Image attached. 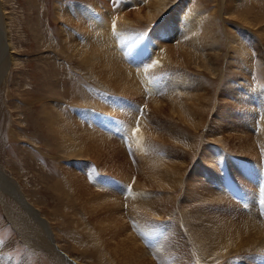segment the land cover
I'll list each match as a JSON object with an SVG mask.
<instances>
[{
    "label": "rangeland",
    "instance_id": "rangeland-1",
    "mask_svg": "<svg viewBox=\"0 0 264 264\" xmlns=\"http://www.w3.org/2000/svg\"><path fill=\"white\" fill-rule=\"evenodd\" d=\"M178 1L186 4H189L187 3L188 1L192 2L191 6L195 12L202 13V10H205L200 8L202 6L207 7V14L212 12L213 6L210 0H201L202 6L199 5L201 4L200 0H173L168 4L166 10L163 9L162 13L160 12L153 21H149L150 9L155 6L152 5L153 0H0V19L4 21L6 17V21H8V35L15 46L14 55L17 59V64H11L3 60V57H0V72H4L9 68L0 87V94L4 98L8 110L6 119L2 123V126H4L2 128L3 131H1L2 135H0L3 138L4 150L6 151L5 157L7 161L5 162L8 164L6 166H12L14 170L20 171V174L23 172L22 177H19L20 183H23L26 190L29 191L30 197L44 205V213L57 220L54 228L59 235L61 234V238L58 237L57 240L65 245L63 250L72 259L77 258L79 261H84L85 259L87 264H113L105 254L99 251L100 244L108 239L106 233L103 231L104 236L97 238L96 243L91 224L92 221H95L98 227L105 229L101 220L105 219L106 213L109 211L95 204H91L93 207L85 206L79 198L72 200L70 197V202L66 204L65 201L67 199L64 198V170L76 172L75 174L79 176L82 174L85 182L93 189L97 188L96 190L104 193H110L111 191V193H115V196L122 199L123 214L127 217L126 220L129 223L130 230H132L131 232L143 243L156 264H167L159 256L165 246L174 254L173 256L171 255L174 259L172 264H177L174 263L177 255H180V257H177L178 260H182L180 264H189V262L190 264H214V260L211 257L200 255L204 254V252L200 249V244L197 242L190 224L191 220L201 213H208L210 216L214 215V201H211L210 195L214 192L212 177L216 162L215 153L218 150H230L228 146L210 141L207 138L208 128L213 120L216 118L218 122L224 121L221 117H226L227 114H230L227 119L231 123L220 124L222 125L223 134L229 131H235L237 134H249L256 152L254 155H238V161L250 167L253 166V163L254 165L259 164L262 166V170L264 169V113L260 115L264 107H260L257 103L258 96L253 97V95L258 93L257 86L261 85L264 87L263 52H259L261 55L254 50L247 49V52H249L247 53L249 59H247L251 62L249 66L252 69L249 68L245 76H248L251 82L248 80L249 83H246L245 89L240 87L243 91L241 90L238 96L235 93V89L238 88H233V91L225 89L227 86L226 82L229 77L234 78L236 81L244 82L243 74L233 72L225 76L220 90V92L226 90L224 96L220 92L217 93V90L215 93V87L210 89L211 86H208L206 88L212 91V96L215 99L221 96L228 99L232 96L231 100L232 98L241 100L248 106L230 110L224 105L218 111H213L207 119L206 129H201L199 142L196 143L197 146L195 145L196 147L193 151L182 150L176 146L173 149L170 144L164 142L161 138L155 137L168 134L167 130L169 129V122H165L167 119L166 114L162 113V115H159L151 110L150 100L155 94V90L157 95L162 97V99H158L168 101L166 94L168 85L170 88L176 80H179L178 84L182 86V89L187 87L186 85L188 84L197 86L199 81L203 84L209 83L206 74L193 69H186L185 77L188 79L185 80V78L183 79V73H181L184 67L180 68L181 66L178 65H166L164 67L152 58V49L149 46L151 42L158 43L159 46L162 44V47L163 45L172 46V50L177 49L176 43L179 39L177 37L181 27L179 26L180 21H173L172 16ZM124 18L127 20H124ZM219 22L221 24L220 18ZM99 24L118 29L120 43L117 44V48L120 49V55H117L120 59L123 57L125 61L122 59L121 61L118 60L126 67L131 66L128 70L134 71L132 78L141 89L142 86L145 88L144 91L141 90L143 92L130 97L120 93L110 85L108 86V83L114 81V78L113 76L104 78L103 62L98 56L100 51L97 45V37L93 35L94 27L99 26ZM228 25L233 26L235 30L241 28L240 25H236L234 22H230ZM192 32L193 29L187 33ZM180 34L182 36L185 35L181 31ZM85 45H87L89 51L80 56L79 49ZM105 52L107 53L106 60L104 59L106 62L109 60L110 54L108 50ZM89 53H94L90 61V65H93L92 67L88 66L85 61ZM255 54L261 55L262 59L259 60ZM127 62L129 65L125 64ZM237 65L241 72L243 66V68L248 67V65L244 64L241 67L239 64ZM98 73L102 74V77H99ZM142 74L147 82H141L139 75ZM181 76H183L182 79ZM253 81H256L257 85L252 83ZM234 84H232V87L239 85ZM182 89H177L176 91ZM46 95L48 97L53 95L51 98H57L53 101L54 103L52 102V105L57 107L58 111H62L65 118L70 115L73 120L74 116V120L78 123L80 121L85 122L81 127L89 128L91 132L94 129L95 132H99L110 139L112 143L109 146L104 144V146L95 147L94 152H96L97 157L102 151L104 153L99 162L94 160V158H97L94 152L92 154L93 158H86L87 160L85 158L84 160H81V158H76L77 160L75 158H66L65 161V158L59 157L61 150L66 151V149H62L58 144L51 127L47 123L44 104L41 103V100L47 97ZM181 95L185 96L183 93ZM247 95L250 96L248 97ZM99 100L104 103V109L102 106L99 108ZM255 104L260 108L254 106ZM243 117H246V119ZM248 118H251L252 121L251 119L248 121ZM244 119L245 123H242ZM259 120H261L262 125ZM248 122L251 123L248 124ZM143 130L144 135L141 132ZM20 134H25L26 136L21 140ZM185 134L187 135V133H184V136L182 135L183 138L181 137V144L186 142V139H184L186 137ZM88 135L89 132L84 137L90 141ZM150 138L155 144H162L153 147L167 149L164 151L166 153H159L163 160L182 158L181 164H184V158H186L184 174L178 188L174 192L169 191L168 193V190L151 187L146 189L137 184L139 179L143 180V176L140 173L142 172L141 168L143 169L144 166H141V163L142 161L145 163L146 156H150L151 153L150 148L145 150L146 146L140 148V151L138 149L142 146V143L150 144L147 143L150 142ZM229 142L232 144L230 140ZM114 146L118 148L119 154L114 150ZM230 148L236 149L234 147ZM74 150L76 149H71L70 152L77 154ZM140 155L144 157L141 158ZM138 157L141 160H138ZM207 158L210 159L208 160ZM112 160H114V163ZM123 161L125 166L121 165ZM208 163L213 168H209ZM137 164L140 165V169ZM198 165L202 167H196ZM202 168L207 171L205 172ZM199 178L200 180L202 179V184ZM44 179H48V181ZM62 182H64V187H62ZM206 191H208L209 196L204 194ZM171 193L172 195L175 194L171 200L172 202L161 205V199L167 194L171 195ZM203 197L207 201L202 202L201 199ZM247 197L246 203L254 201L249 196ZM63 198L65 201H63ZM188 198L189 201L187 203L185 200ZM235 200L240 204L239 200ZM141 201L149 202L150 210L143 211L142 208H137L138 205L142 204ZM240 205L244 207L242 204ZM94 207L97 208L94 209ZM251 207L253 208V206ZM205 209L206 211H204ZM255 209L258 214L262 211L256 206ZM65 210L67 211L65 212ZM2 211L3 208L0 205V223L3 221ZM0 233L2 234L0 240L6 243L15 238L18 232L15 226L8 222L1 225ZM74 240L80 242L81 251H73L71 245H75ZM18 242L16 249L19 258L26 256L30 264H51L49 263L51 259L47 256L44 249H42L43 251L41 249L36 250L37 248L25 241L21 242L18 240ZM173 246L179 248L175 249ZM185 253L188 254L186 255ZM14 258L15 254L11 253L9 259ZM77 259L76 261L78 262ZM184 259L188 262L183 263ZM242 263L234 261L232 264Z\"/></svg>",
    "mask_w": 264,
    "mask_h": 264
},
{
    "label": "bare ground",
    "instance_id": "bare-ground-1",
    "mask_svg": "<svg viewBox=\"0 0 264 264\" xmlns=\"http://www.w3.org/2000/svg\"><path fill=\"white\" fill-rule=\"evenodd\" d=\"M172 1L173 0H153L152 5L155 6L150 9L151 13L149 21H153V19L156 18L163 9L166 10L168 4ZM210 2L213 8L210 6L212 8V12L209 14L206 13L208 9L206 6H204L205 8L202 6L201 0V4L199 5L202 7L200 8L205 9L202 10V13L193 11L194 9L191 6L192 2L190 1L187 2L189 4L181 1L176 2L177 7L173 11L172 19L175 22L180 21V31L181 33H185V35L182 36L179 31V36L177 37L179 39L176 43V50H172V46L163 45L162 47V44L159 46L158 43H149V46L152 49V58L157 60L159 65H163L164 67H166V65H178L181 66L180 68L184 67V70H181L182 72L180 71L184 76H181V79L182 77L183 79L185 78V80L188 79L187 77H185L186 69H193L195 71H199L202 74H206L209 80V83L207 82V84H203L199 81V85L191 86L188 84L189 86L186 85L187 87H183V89L182 86L178 84L179 80H176L177 82L175 81L174 83H172V85L170 84V88L168 85V92L166 93L168 101H162V97L158 96L155 90V94L150 100L151 110L159 115H162V113L166 114L167 119L165 122H169V129H166L168 134H156L158 136L155 137H158V139L161 138L164 142L170 144L173 149L174 146H176L178 148H181L182 150L185 149L190 152L193 151V149H195V147L197 146L196 143L199 142L201 129H206L205 125L208 124L206 123L207 119L208 117H210L213 111H218L224 105H226V108L230 110H236L241 108L242 106H248L241 100H235L233 98L231 100L232 96L228 99L223 98V96L226 90L231 91L233 88H238L235 89V93L238 96V94L241 93V90L243 91V89H241L240 87L245 89L246 83H249L248 80L250 81V78L248 76H245V73L247 70H249V68L252 69V67L249 66V63L251 62L248 61L249 58L247 56V53L249 52H247V49L254 50L257 53H264V0H210ZM125 18L124 20H127ZM219 18L221 24L219 22ZM230 22H234L236 25H240L241 28L235 30L233 26H227V24H229ZM7 28L8 21H6V17L4 21L0 19V57H3V60L10 62L11 64H17V59L14 55L15 46L12 44L9 38ZM192 29V33H187L192 31ZM257 34L259 35V37H257ZM93 35L97 37V45L100 51L98 52V56L103 62L102 70L104 78H110L112 76L114 78V81L109 82L108 86L110 85L115 90L130 97L135 96L137 93L143 92L145 88L141 85V89L140 86H138L132 78L134 71L128 70L131 66L128 64V62L125 64H128L129 67L124 66L123 63L120 62L121 59L124 60V58L121 57L120 59V57L117 55L120 53V49L117 48V44L120 43V34L118 33V29H112L104 24L102 26L99 24V26L94 27ZM106 50H108L110 57L109 60L105 62L107 54L105 52ZM79 51L80 56H82L89 51V48L87 47V45H85L84 47L79 49ZM255 55L259 60L262 59L260 57L262 54L260 56H258V54ZM93 56L94 53H89L85 58L88 66H93L92 64L90 65V61L92 60ZM237 64H239L240 67L243 66V64L248 65V67L243 68V66L242 73L241 71H239ZM8 69H6L4 72H0V87L5 80ZM233 72L237 74H243L242 77H244V82L236 81L234 78L229 77L226 82V90H222V92H220L221 85L225 80V76L227 74L230 75ZM98 76L102 77V74L98 73ZM139 78L142 80L141 82H147L144 79L143 74L139 75ZM234 83L239 85L232 87V84L235 85ZM252 83H256V81H253ZM208 86H211L210 89L215 87V93L216 90L217 93H222V98L220 97L218 99H215L212 96V91L206 89ZM177 89L182 90L176 91ZM257 91V95H253V97L258 96L257 103L260 107H264V87H262L261 85L257 86ZM182 93L185 96L181 95ZM49 96L50 97L47 96L46 98L42 97L43 99L41 100V103L44 104V113L47 119V123L49 124V127H51L52 133L56 137L57 142L61 146V148L66 149V151L61 150L62 152L60 153L59 157L65 158V161L66 158H81V160H84V158H93L92 154L96 146H104V144L109 146L112 143L110 139L105 137V135L100 134L99 132H95L94 129L93 132H91L89 131V128L86 129L83 128L84 126L81 127V125H83L85 122L83 123V121H80L78 123L76 120H74V116L73 120L70 115V117L67 116L65 118L63 112L58 111L57 107L52 105V102L57 98H51L53 95ZM247 96L249 97L250 95ZM227 102H229L228 105ZM98 103L99 108H101V106L103 107V109L105 108L102 101L99 100ZM254 106H256V104ZM259 106L257 105L256 107L260 108ZM7 111L8 110L6 108V102L0 94V135H2L1 131H3L2 128H4V126H2V123L6 119ZM118 111L120 110L118 109ZM262 113H264V109L260 115H262ZM229 116L230 114H227L226 117H221L224 121H221L217 117L221 122H218V120L215 118V120H213L212 124L208 128L209 132L207 138L210 141L222 143L228 146L230 149L222 151L218 150L215 153L216 162L214 164L215 166L212 177L214 192L210 195L211 201H214V215L212 214L213 216H210V214L208 213H201L195 216L190 223L191 229L197 242L200 244V249L202 250V252H204V254L202 253L200 255H204L203 257L208 258L211 257V259L214 260V264H232L234 261L236 263H238L239 261L240 263H242L241 261H243L242 264H264V175L262 176V173L264 174V169L262 170V166H260L259 164L254 165L253 163L254 167H250L249 165L247 166L244 163L238 161V155H254V153L256 152L253 141L251 140V136L249 134H237L235 131H229L226 134H223L222 125L220 124L231 123L228 122L227 119V117ZM246 117L243 118L246 119ZM245 119L242 121V123H245ZM249 119L251 118H248V121H250ZM259 121V123H261L262 125L261 120ZM249 123L251 122H248V124ZM87 132H89L88 136L90 138V141H88L84 137ZM141 132L143 133L144 130ZM184 133H187V135L185 134L186 137H184V139H186V142L185 144H181V137L183 138ZM25 136V134H20V139L22 140V138ZM229 140L232 142V144L229 142ZM147 143L150 144L142 143V146L138 149L140 151V148L146 146L145 150H147V148H150L151 153L150 156H146V162L143 163L144 161H142L141 163V166H144L145 168H141L142 172L140 173L143 176V180L139 179V181H137V184H140L146 189L148 187H151L168 190V193L169 191L174 192L178 188L180 180L182 179V175L184 174L186 158H184V164H181L182 158L165 161L160 157L159 153H166L164 151H166L167 149L165 150L158 147H153L160 146L162 144H155L151 140V138L150 142ZM230 147H234L236 149H232ZM71 149H76L74 150V152L77 154L71 153ZM114 150L119 154V150L115 146ZM5 153L6 151L4 150V141L0 136V205L3 208V211L1 212L3 221L0 223V227L4 223L11 222L18 232L15 235V238L9 240L6 243L0 240V264H30V261H27L28 258L26 256L19 258L16 249V245L19 244L18 240L21 242L25 241L29 243L31 246L37 248L36 250L44 249L47 256L51 259V261H49V263L51 264H87L85 259L84 262L79 261L76 258L78 260L77 262L76 259H72L71 257H69V255L63 250L65 249V245H63L61 242H58L57 240L58 237L61 238V234L59 235V233L55 231L54 228L55 224H57V220L44 213V205L42 203L30 197L29 191H27L23 183H20L19 181V177H22L23 172L22 174H20V171L14 170L12 166H6L7 162L5 161L7 160L5 157ZM94 153L95 157H97L96 152ZM175 154L178 155L176 152ZM103 156L104 153L102 151L97 158H94V160L99 162V159H101ZM144 156H141V158ZM139 159L140 158L138 157V160ZM112 161L114 163V160ZM138 163L140 164L139 161ZM121 165L125 166V162H121ZM138 166L140 169V165ZM196 167L200 166L198 165ZM210 167L212 166L209 165V168ZM75 173L69 170H64L63 172L65 177L64 198L67 199L65 201V199L63 198V201L68 204L70 202V197L72 200L79 198L85 206L93 207L91 204H95L109 211L108 213H106L105 219L101 220V223L104 225L105 229L98 227L97 222H91L95 242L97 238L104 236V234L102 233L103 231L106 233V237H108V239L100 244L99 251L102 254H105L113 264H156L154 262V258L152 259V257H150V254L143 243L134 235L133 232H131L132 230H130L128 225L129 223L126 220L127 217L123 214L122 199L115 196V193H111V191L110 194L100 192L96 190L97 188L93 189L85 182L82 174L81 176H79ZM48 179L44 180L48 181ZM51 182H53V180H51ZM64 182H62V187H64ZM204 194L209 196L208 191H206ZM173 195L171 193V195L167 194L166 196H164L162 198L163 200L161 199V205L172 202L171 200L173 198ZM247 196H249L250 199H254V201L246 203L245 201ZM189 197L191 196L189 195ZM235 199L239 200L240 204H242L244 207H242ZM187 201H189V198L185 200V202ZM201 201L203 202L207 200H205V197H203ZM141 203L142 204L138 205L137 208H142L143 211L150 210L149 202L141 201ZM256 203L258 206L256 205ZM251 206H253L254 209ZM255 206L262 209L260 213L261 215L255 212L257 209H255ZM96 208L97 207H94V209ZM192 209L194 208L192 207ZM66 211L67 210H65V212ZM204 211H206V209ZM1 237L2 234L0 233V239ZM74 242L75 245H71L73 251H81L80 242L78 240H74ZM163 246L165 245L163 244ZM167 248L168 247L165 246L162 249L161 253H159V256L161 257L163 262L172 264L174 259L171 257V255L173 256L174 254L171 253V251ZM174 248L177 249L179 247ZM179 250L181 251V249ZM11 253L15 254L14 259H9ZM177 257H180V255H177ZM177 257L175 258L176 260L174 263L180 264L182 260H178ZM186 259H184L185 261L183 263L189 261L188 259V261Z\"/></svg>",
    "mask_w": 264,
    "mask_h": 264
},
{
    "label": "snow or ice",
    "instance_id": "snow-or-ice-1",
    "mask_svg": "<svg viewBox=\"0 0 264 264\" xmlns=\"http://www.w3.org/2000/svg\"><path fill=\"white\" fill-rule=\"evenodd\" d=\"M137 131H138V129H137Z\"/></svg>",
    "mask_w": 264,
    "mask_h": 264
}]
</instances>
